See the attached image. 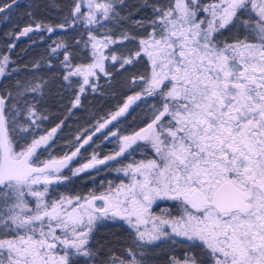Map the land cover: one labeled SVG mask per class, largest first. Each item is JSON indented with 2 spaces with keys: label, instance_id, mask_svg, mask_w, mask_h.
Here are the masks:
<instances>
[{
  "label": "snow or ice",
  "instance_id": "obj_1",
  "mask_svg": "<svg viewBox=\"0 0 264 264\" xmlns=\"http://www.w3.org/2000/svg\"><path fill=\"white\" fill-rule=\"evenodd\" d=\"M22 6L0 0V20L10 22ZM47 7L63 21L29 11L30 23L10 34L18 41L65 33L43 67L33 64L47 77L9 90L2 81L17 72L15 61L0 55V264H160L176 245L182 256L165 264H264V0H51ZM101 79L131 94L74 135L70 154L53 155L68 118L42 127L51 123L53 92L57 104L69 100L70 116L100 91ZM137 108L143 118L120 129ZM98 133L117 150L70 168ZM141 150L151 156L115 169L127 183L108 182L99 194L57 191ZM159 201L172 206L157 212ZM109 222L118 230L101 234Z\"/></svg>",
  "mask_w": 264,
  "mask_h": 264
},
{
  "label": "trees",
  "instance_id": "obj_2",
  "mask_svg": "<svg viewBox=\"0 0 264 264\" xmlns=\"http://www.w3.org/2000/svg\"><path fill=\"white\" fill-rule=\"evenodd\" d=\"M51 0H22L20 3L23 5L19 9L14 10L11 16L10 22H4L0 20V55L7 54L11 60L15 61L13 68L17 70L16 73L11 75L10 79H5L2 81L3 86L11 90L12 86L16 81H25L26 79H31L33 76H45L47 77V72L39 71L33 72V64L41 63L43 67V61L49 59L48 49L53 41H59L66 38L65 33L57 32L51 35L44 36L41 40L40 35L30 34L29 37H22L20 40H15L14 37H10V34L15 32L19 28L30 23L26 13L31 11L36 16L37 19H44L46 23H60L63 21V14L51 10L47 5ZM68 0H56L58 4H65ZM130 3L135 2V0H129ZM29 5L34 7L29 8ZM38 6V7H36ZM54 17L55 19H49ZM15 43L16 47L12 52H7V48L10 44ZM55 63V61H53ZM27 69V70H25ZM115 73V70H113ZM127 76L125 73L123 76H117L118 82H123ZM100 91L97 93L89 92L87 99L83 102V108L79 110H72L69 116L68 105L69 100L64 99L59 104L56 103L57 97L53 92L52 102L48 105L51 115L49 119L51 123H45L42 125L45 129H50L55 127L56 124L60 122L61 119H65V127L63 132L58 133L53 155L60 156L64 154H70L72 150V145L74 144L73 136L83 132L85 129H91L97 121H103L106 119L108 114L114 113L118 106H122L123 100L126 98L128 93L122 87H115L109 89L105 85V80H100ZM137 108L135 112L127 117L126 119L121 118L120 123L117 125L121 129L122 119L128 125H134L138 119H142L144 115L143 111ZM137 114V115H136ZM141 115V116H140ZM142 117V118H141ZM115 123V122H114ZM111 128L112 126L109 125ZM115 130V129H113ZM129 131V130H128ZM126 133V132H125ZM94 143L86 145L85 148L81 149V153L71 162L70 168L75 169L88 162L91 156L95 153L101 158L108 154L113 153L115 145L117 144L115 140H104L103 135L97 134L94 138ZM42 159H47L48 154L45 153ZM115 164V163H113ZM113 164L105 166H99L100 171L97 172L95 169H89L86 173H81L78 177H72L71 182L66 186L59 187L57 191L63 195H84L89 192L100 193L104 188L103 185L107 183L108 176L111 169H115ZM117 164V163H116ZM65 175H71V173L66 169Z\"/></svg>",
  "mask_w": 264,
  "mask_h": 264
},
{
  "label": "rangeland",
  "instance_id": "obj_3",
  "mask_svg": "<svg viewBox=\"0 0 264 264\" xmlns=\"http://www.w3.org/2000/svg\"><path fill=\"white\" fill-rule=\"evenodd\" d=\"M116 150H117V144L115 145V149H114L113 153ZM113 153H111V154H113ZM111 154H108V155H111ZM150 156H151L150 152H147L145 150H141V151L136 152L135 154H132L128 159L120 158V160H121L120 163L112 161V162H109V164L115 163V164H113L114 165L113 167L116 166L115 169H117V168H120L127 163L132 162L133 160L138 161L140 159H144L145 157H150ZM115 169L110 170V174L108 176L107 183L111 182L112 184H119L121 180H123L125 183H127V178L124 177L122 173L115 171ZM107 183L103 186L106 187ZM103 190H104V188L102 189V191ZM84 195H87V194H84ZM169 202L170 201H159L158 203H159L160 207L158 209H156V211L159 212L161 209L169 208V206L166 204ZM117 230H118V227L116 225L112 224L111 222L107 223L106 226L100 227V233L101 234H105V233H109L111 231H117ZM182 249H183L182 245H176L174 248H170V249L165 248L164 251L167 252L168 255H164L163 253H161L160 264H165V261L168 259V256H173V257L179 259L182 256Z\"/></svg>",
  "mask_w": 264,
  "mask_h": 264
},
{
  "label": "flooded vegetation",
  "instance_id": "obj_4",
  "mask_svg": "<svg viewBox=\"0 0 264 264\" xmlns=\"http://www.w3.org/2000/svg\"><path fill=\"white\" fill-rule=\"evenodd\" d=\"M139 109L142 110V108H139ZM130 111H131V109H130ZM142 111H143V110H142ZM142 111H141V112H142ZM136 115H137V114H136ZM140 116H141V115H140ZM128 117H129V116H128ZM142 117H143V115H142ZM142 117H141V118H142ZM123 120H124V119H122L121 129H122V130H127V131L129 130V131H130L131 129L128 128V125H127ZM132 124H133V123H132ZM132 124H130V125H131V126H135V125H136V123H134V125H132ZM130 125H129V126H130ZM140 126H143V125H140ZM133 154H135V153H133ZM96 194H99V193H96ZM166 204L169 206V208L172 206V202H169V203H166Z\"/></svg>",
  "mask_w": 264,
  "mask_h": 264
},
{
  "label": "water",
  "instance_id": "obj_5",
  "mask_svg": "<svg viewBox=\"0 0 264 264\" xmlns=\"http://www.w3.org/2000/svg\"><path fill=\"white\" fill-rule=\"evenodd\" d=\"M20 1H22V0H20Z\"/></svg>",
  "mask_w": 264,
  "mask_h": 264
}]
</instances>
